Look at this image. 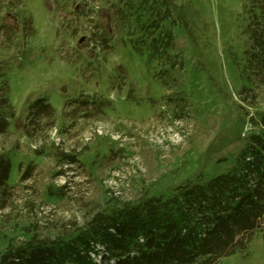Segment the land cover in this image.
<instances>
[{
  "label": "rangeland",
  "instance_id": "rangeland-1",
  "mask_svg": "<svg viewBox=\"0 0 264 264\" xmlns=\"http://www.w3.org/2000/svg\"><path fill=\"white\" fill-rule=\"evenodd\" d=\"M187 24L175 28L183 67L164 84L155 66L117 41L101 52L89 29L72 34L57 0H26L35 32H0V61L8 67L16 110L0 152L12 156L11 196L0 204V252L32 236L82 227L98 210L145 196L169 195L177 185L231 165L264 113V87L241 95L244 81V0H183ZM44 97L56 124L30 139L20 131L30 101ZM82 102H90L79 107ZM103 110L104 113L99 112ZM32 166V175L22 174ZM106 264L103 245L90 252ZM108 261L113 262L114 258ZM220 264H264V235Z\"/></svg>",
  "mask_w": 264,
  "mask_h": 264
},
{
  "label": "trees",
  "instance_id": "trees-1",
  "mask_svg": "<svg viewBox=\"0 0 264 264\" xmlns=\"http://www.w3.org/2000/svg\"><path fill=\"white\" fill-rule=\"evenodd\" d=\"M57 1L75 15L66 28L72 34L90 28L101 52L112 50L114 41L131 46L155 66V76L164 84L168 74L183 67L174 51L175 28L187 24L183 0ZM3 10L14 14L25 38L34 34L26 0H0V17ZM244 12L248 22L241 95L264 87V0H244ZM5 25L0 24V32L9 44L18 29ZM9 91L8 67L0 61V135L9 132L17 117ZM254 121L257 129L224 171L208 178L198 175L169 195L98 210L80 228L47 237L33 233L21 243H9L0 252V264H97L90 255L96 245L108 252L106 264H220L226 256L246 252L256 235H264V113ZM55 124L54 107L39 97L29 102L19 129L35 139ZM11 170L12 156L0 152L3 208L11 196ZM32 170L29 165L22 178Z\"/></svg>",
  "mask_w": 264,
  "mask_h": 264
}]
</instances>
